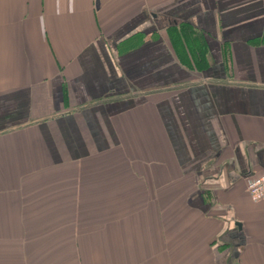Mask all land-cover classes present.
I'll return each instance as SVG.
<instances>
[{
    "label": "crops",
    "instance_id": "obj_1",
    "mask_svg": "<svg viewBox=\"0 0 264 264\" xmlns=\"http://www.w3.org/2000/svg\"><path fill=\"white\" fill-rule=\"evenodd\" d=\"M264 0H0V264H264Z\"/></svg>",
    "mask_w": 264,
    "mask_h": 264
},
{
    "label": "built area",
    "instance_id": "obj_2",
    "mask_svg": "<svg viewBox=\"0 0 264 264\" xmlns=\"http://www.w3.org/2000/svg\"><path fill=\"white\" fill-rule=\"evenodd\" d=\"M246 190L253 202L264 199V173L247 181Z\"/></svg>",
    "mask_w": 264,
    "mask_h": 264
}]
</instances>
